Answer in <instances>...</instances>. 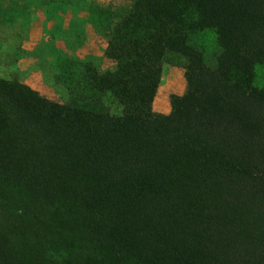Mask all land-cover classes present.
Listing matches in <instances>:
<instances>
[{
    "label": "trees",
    "instance_id": "obj_1",
    "mask_svg": "<svg viewBox=\"0 0 264 264\" xmlns=\"http://www.w3.org/2000/svg\"><path fill=\"white\" fill-rule=\"evenodd\" d=\"M57 102L0 77V264H264V0L98 8ZM165 63L187 90L156 112Z\"/></svg>",
    "mask_w": 264,
    "mask_h": 264
},
{
    "label": "rangeland",
    "instance_id": "obj_2",
    "mask_svg": "<svg viewBox=\"0 0 264 264\" xmlns=\"http://www.w3.org/2000/svg\"><path fill=\"white\" fill-rule=\"evenodd\" d=\"M130 4L131 0H0V77L32 78L31 83L43 95L66 102L67 91L53 82V58L95 56L102 59L105 69L111 68L113 63L105 55L108 34L93 17L98 8H126ZM26 43L30 49L24 48ZM22 59H27L23 65L28 68L15 70ZM186 90L185 68L165 63L155 111L163 113L166 107L170 114L172 95H183Z\"/></svg>",
    "mask_w": 264,
    "mask_h": 264
},
{
    "label": "crops",
    "instance_id": "obj_3",
    "mask_svg": "<svg viewBox=\"0 0 264 264\" xmlns=\"http://www.w3.org/2000/svg\"><path fill=\"white\" fill-rule=\"evenodd\" d=\"M29 46V47H28ZM24 48L25 49H30V45L28 44V43H26L25 45H24ZM27 61V59H22V60H20V62L17 64V65H15L14 66V69L15 70H19V71H24V70H26L28 67H26L25 65H23L24 64V62H26ZM33 73V75H39V72H32ZM32 77V76H31ZM21 81L22 82H24V83H26V84H28V85H30L32 88H34L35 90H38V91H40V89H39V87H35V85H33L32 83H31V81H32V78H22L21 79ZM163 110V113L164 114H168V112H167V108L166 107H164V109H162Z\"/></svg>",
    "mask_w": 264,
    "mask_h": 264
}]
</instances>
